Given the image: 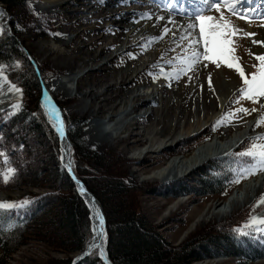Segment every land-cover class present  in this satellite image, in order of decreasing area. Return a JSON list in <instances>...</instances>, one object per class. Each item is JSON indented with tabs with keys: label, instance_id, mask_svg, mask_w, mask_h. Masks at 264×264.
<instances>
[{
	"label": "rangeland",
	"instance_id": "rangeland-1",
	"mask_svg": "<svg viewBox=\"0 0 264 264\" xmlns=\"http://www.w3.org/2000/svg\"><path fill=\"white\" fill-rule=\"evenodd\" d=\"M37 1L39 0L30 1L33 11L31 15L25 8L18 13H13V15L0 3V37L4 34V36L16 41L19 50L27 55L32 67L37 72L42 86L40 108L49 124L53 127L43 107L44 86H50L49 82L56 78H61L70 73H79L80 80L75 87L74 94L68 96L60 93L55 94L54 100L57 108L62 113V117L81 121V140L88 151L97 154L104 153L112 158L111 161L117 160L116 170L125 172L127 179L141 190L139 199L142 212L174 247L181 246L203 231L217 229L218 226L234 219L233 217L237 214L244 218L235 228L237 237L242 242L247 241L248 245L264 247V226L260 228L254 226L252 222L255 217H264V193L257 198L255 197L249 205L240 204L235 212L227 216L211 214V209L214 206H219L218 210H220L222 209L221 206L234 195L237 197L242 194L240 190L245 184L242 181L244 178H251L264 169V44L257 47H252V43L250 44L252 39L255 40L259 36H264V16L253 13L251 18H243L245 22H241V16L235 19L230 17L231 14L227 15L222 11H215L206 16L203 21L196 22L197 28L200 29V36L196 39V45L189 46L190 36L182 35L179 39L174 40L171 48L170 41L173 38L171 39L168 35L160 43L153 38H148L144 42L137 41L134 43V40L127 47V44L122 45L121 43L123 37L121 30L124 26L121 19L115 17L102 19V17L105 15L112 17L113 14L116 15L129 10V13L134 14L132 15L133 22H141L146 18L138 15V12L142 10V2L138 3L139 0H123L124 4L122 0H119L121 5L109 8L102 15L94 14L93 11L100 9L99 5L101 4H108L110 0L76 1L71 4H64L54 15L38 14L35 5ZM166 6L167 8L172 7V3L163 2V7ZM207 13L209 14L210 11ZM92 29L101 31L97 34L87 32ZM80 33L83 36L81 39H77V35ZM254 33L255 36L251 37ZM61 36L70 38L72 45L56 44L55 41ZM98 39L100 41L92 50L82 49L84 45ZM111 44L114 46L108 48L107 52L101 55L100 52ZM152 44H155L160 53L156 63L146 66L135 65L134 63L138 59L145 56ZM194 48L199 49L197 55H194ZM89 54L99 58L93 62H88ZM19 67L20 63L18 62L14 63L12 67L0 64V114L13 117L23 111V92L21 88L7 78V74ZM92 68L98 71L87 74ZM123 74H125L124 77ZM121 78L124 80L127 78V81L125 80L127 86L122 89L125 94L138 88H150L151 90L157 85L166 90L165 94L168 97L172 95V88L178 86L183 88L185 93L181 94V97L186 98L187 104L184 105V109L190 113L189 119L179 117L177 105H175L173 110H169L170 116L164 117L165 120L160 125H155L162 119L160 106H149L152 107V111L149 112V109L145 107L148 105H145L123 122V124H133L125 130L117 131L115 134L116 141L114 140L110 144L104 143L101 140L102 131H94L92 127V115H95L99 125L108 121L110 116L108 110L115 103L108 104L106 110L101 114H98V111L102 101L113 98L115 95L109 92L106 96L96 98L95 92H103L110 84L120 83ZM3 80H7L19 90L20 103L17 102L14 94L7 91ZM224 81L231 82V84L234 82L235 89L225 108L220 111L216 101L220 88L223 90L226 88ZM199 96L200 98L204 97V100L201 102L200 99L199 103L205 104L203 106L206 109L205 113H211V116L216 111L219 113L213 119L208 118L204 126L195 131L193 111L190 112L189 110L193 105L192 99L194 100ZM138 116H145L143 124H135L138 122L136 120ZM177 118V121L174 120ZM174 121L179 127L185 125L186 128L190 127V134L184 131L178 135H171L172 131L176 133L173 128ZM248 125L254 126L240 149L234 150L224 157L213 159L198 168L191 176L168 184L157 179H149L148 176L151 173L165 166L169 160L177 156L178 153L176 154L175 151H185L183 155H189L200 145L215 139V136L219 139H225ZM223 127L229 129H223ZM25 128L29 129L30 127ZM207 128L211 131L214 130L216 135L214 137L208 135L209 137L203 143L193 147L191 144H187L179 146L178 149L177 147L173 148L179 143L178 141L189 137L194 138L197 133L207 131L205 130ZM153 129L164 134H162V141L154 147V150L157 149L161 153H158V156H146L145 148L147 147H142V145H147L149 138L154 137L152 132L155 131ZM23 139L25 138L23 137ZM170 139L172 147L167 148L164 142ZM25 141L28 153L23 159L25 162H29L30 166H34V172L28 173L25 184L17 185L18 187L15 186V189H0L1 206L21 204L24 200L41 195H54V191L51 189L53 185L48 180L37 179L40 173H45L44 177L49 178L44 171L52 170V165L48 160L50 155H47L49 153L46 149V143H42L35 135L29 136L28 134ZM72 145L74 146L73 142H71ZM73 146L71 147L72 153ZM71 158L75 168L74 159ZM143 161L145 164H142ZM47 162L49 165L44 166ZM11 174H13V169H5L1 172V177L5 181ZM103 175L104 173H102ZM104 176L108 177L109 174L105 173ZM262 176L264 175H259L251 181ZM222 182H225L223 186L221 185ZM209 184H214L215 189L209 190ZM176 187H186L189 192L179 197H173L171 192ZM220 188H223L224 192L213 193L216 190L219 191ZM61 189L58 186V190ZM49 220L47 227L42 230V234L37 233V236L31 239L29 237L28 241L19 247L10 258L2 259L0 257L3 264H47L53 258H63L64 253H61L59 249H54L59 248L60 245L57 243L58 235L55 233L54 224L50 223ZM34 234L36 232L31 235ZM214 253V251L211 252V254ZM80 254L81 252L72 255L73 260ZM96 255L98 256V254ZM193 264H264V257L248 263L230 257H211Z\"/></svg>",
	"mask_w": 264,
	"mask_h": 264
},
{
	"label": "trees",
	"instance_id": "trees-1",
	"mask_svg": "<svg viewBox=\"0 0 264 264\" xmlns=\"http://www.w3.org/2000/svg\"><path fill=\"white\" fill-rule=\"evenodd\" d=\"M30 1L0 0V3L12 14L25 8L31 15L33 11ZM16 62L20 63V67L7 74V78L21 88L24 108L13 117L0 114V189H15L17 185L27 182L28 173L34 172V166L23 159L28 153L25 143L28 134L35 135L42 143H46L52 170L44 171L49 178L44 177L45 173H40L37 179L48 180L53 185L51 189L54 195L29 198L13 206L0 205V257L10 258L29 237L31 239L37 233L42 234L50 219L60 245L54 249H59L65 256L53 258L47 264H73L72 255L82 252L91 240L90 212L61 163L59 136L40 108L42 86L38 74L27 55L19 50L16 41L3 34L0 37V64L12 67ZM63 120L74 144L72 157L75 174L103 209L107 227V250L113 264H193L211 257H230L248 263L264 257V247L248 245L247 241L242 242L237 237L235 228L244 219L239 214L217 229L203 231L181 246L174 247L142 212L139 199L141 190L127 179L125 172L116 170L117 160L111 161L112 158L104 153L88 151L81 140V121L65 117ZM213 134L214 130L207 129L203 134L185 140L182 145L191 144L193 147ZM9 168L13 169V174L4 181L1 172ZM102 173H108L109 176H102ZM224 184L225 182L221 183L222 186ZM58 186L62 189L58 190ZM215 187L214 184H209L208 188L210 190ZM223 188L213 193H222ZM188 192L186 187H176L171 193L173 197H179ZM35 232L36 234L31 235ZM212 251L215 253L211 254ZM0 264H3V260H0ZM80 264L104 262L93 254Z\"/></svg>",
	"mask_w": 264,
	"mask_h": 264
},
{
	"label": "bare ground",
	"instance_id": "bare-ground-1",
	"mask_svg": "<svg viewBox=\"0 0 264 264\" xmlns=\"http://www.w3.org/2000/svg\"><path fill=\"white\" fill-rule=\"evenodd\" d=\"M76 1H90V0H39V1H37V3L35 5H36V9H37L38 14H40V15H54V14L58 13V11L62 5L71 4V3H74ZM163 1H165V0H163ZM217 1H219V0H212V2H214V3ZM249 1H251L250 2L251 4H249ZM139 2H142V4H141L142 10L140 12H138V15H142L143 17L145 16V18H146L145 20H143L141 22L140 21L133 22L132 15H134V14L129 13L128 12L129 10L123 11V12L118 13L116 15L113 14L112 17H111V15H105L104 17H102V19H105V18L113 19L114 17L116 19H118V18L121 19V22L124 25V26H122L123 29L121 30L122 31L121 35L123 36L121 39V43H122V45L127 44L126 45L127 47L134 40H135L134 43H136L137 41L138 42L139 41L144 42L148 38H151V39L153 38L154 40H156V42L158 41V43H160L168 35H170L171 39L173 38V40L170 41V47L171 48L173 47L172 44L174 43V40L179 39L180 36H182V35H189L190 36V45L189 46L196 45L197 44L196 39L198 36H200V31H199L200 29L197 28L196 22L197 21H200V22L203 21V19L206 16L211 15L215 11H222V12L226 13L227 15H228V12H233L237 15L242 14L245 17H250L253 9L245 10V7H247V4H248V7L255 6L254 7L255 11L264 14V0H222L221 5L216 6V7H213L212 4L210 6L205 5L203 0H172L173 7L171 9L166 8L165 10L163 9V6H161V3L158 2V0H146V1L145 0H139L138 3ZM122 3H123V0H122ZM122 3L119 0H110L108 4L99 5L100 9L94 10L93 13L102 15L109 8L119 6ZM148 6L151 8H149ZM181 6H183V7L180 8ZM256 6H257V9H256ZM143 9H145V10L143 11ZM187 9H189L188 11H191V15H188L189 13H187L188 12ZM199 10L200 11L202 10V11L200 12ZM209 10H210V13L208 14L207 12H209ZM197 15H202V17L198 20L193 19ZM230 17L237 19V17H235V16H230ZM116 19H114V20H116ZM99 20H98V22H101ZM240 21L245 22L243 19H241ZM118 22H119V20H118ZM100 31H97V30L94 31L92 29V30H88L87 32L97 34V33H100ZM253 35L255 36V33L252 34L251 37ZM82 36H83L82 33L78 34L77 39H81ZM99 41H100V39H98V40H96L90 44L84 45V47L82 49L90 51L96 46V44H98ZM55 43L56 44L60 43V44H62V46H69V45H72V40L68 37L61 36L60 38H58V40L55 41ZM251 43H252V47H257L259 45H263L264 44V36L263 35H262V37L259 36V38L257 37L255 40L252 39L250 41V44ZM117 45H119V44H117ZM112 46H114V44H111L107 48H104L100 52V54L101 55L104 54L105 52H107V49L112 47ZM193 51H194V55H197L199 53L198 48H194ZM159 55H160V53H159L157 47H155V44L154 45L152 44V47L149 48L147 53H145V56L143 58L141 57L136 62L134 61L135 62L134 64L138 65V66L139 65H145V66L146 65H152L155 61H157L156 59L158 58ZM87 58H88L87 59L88 62H93V61L97 60L99 57L95 56V55L93 56L92 54H89ZM96 71H98V70L92 68L87 74H93ZM86 75H84V76H86ZM124 75L125 74H123V77H124ZM121 79L122 80L120 83L117 82V83L110 84L109 87L105 91L95 92V94L97 96L96 98H99L100 96H106V94L108 95L109 92H111L115 95V97H113V98H110V99L107 98L106 100L102 101L101 102L102 105L98 111V114H101L102 112H104V110H106L105 108L108 106V104L115 103V105L112 106L108 110V111H110V113H108V114H110L108 121H104L102 124L99 125L96 122L95 115H92V118H93L92 127H93L94 131H98V132L102 131L103 136H102L101 140L104 143H109V144L112 143L116 139L115 134L117 131H121L123 129L125 130L126 128H129V126H131L133 123H124L123 124V122L125 120H127L129 117H131V115H133L135 112H137V110L140 107L145 106V105H148L145 107L160 106L159 110L162 111V115H161L162 119L159 122L155 123V125H160L162 123V121L165 120L164 117L170 116L169 110H171V109L173 110L175 108V105H177V113H178L179 117L182 116L181 117L182 119H187V120L189 119L190 113L187 112L188 110L185 111V109H184V105L187 104L186 98L183 99L181 97V94L183 95L185 93L183 88H181L179 86L172 88L171 89L172 95H170L168 97L165 94L166 90L161 88V86H157V85L155 87H153V89H151V90H150V88H147V89L146 88H138L137 90H131L127 94H125V93H123L122 89L124 86H127V82H126L127 78L125 79L126 81L124 80V78H121ZM79 80H80L79 73L78 74L70 73V74L65 75L61 78H56L55 80H52L51 82H49L50 86H48V85L44 86L45 91H44L43 98H42L43 107L45 109L47 117H48L50 123L53 125V127H55L58 130L60 137H61L62 161L64 162V164L67 165V167H69L71 170H73L74 173H75V168L73 167L72 158H71L72 157L71 156V154H72L71 147L73 145L71 146V142H70L69 135H68L66 127H65V122L63 120L62 113L57 108L54 97H55V94H59V93L64 95V96L74 94L75 87H77L76 85H78ZM224 82L226 84V88L224 90L220 88V92L218 93L217 101H216L220 111H222L225 108V106L227 105V103L229 101L231 94L233 93V91L235 89L234 82H232V84H231V82H226V81H224ZM3 84L5 85V88L7 89V91L10 92V94H14L17 98L16 99L17 102L20 103L19 90H17L13 85L8 83L7 80H3ZM225 84H223V85H225ZM167 85H170V84H167ZM85 95H87V94H85ZM194 97H195V95H194ZM117 100H118V102H117ZM194 100L192 99L193 105L190 107L189 111L190 112L193 111L192 116L194 117V123H195L194 127H195V131H197L204 126L205 121H208L207 120L208 118H212V119L215 118L219 112L216 111V113L212 114V116H211V113H205L206 109H204V107H203L205 104L202 105V103H199V100L201 102L204 100L203 96H202V98H200V96H199L198 98H196ZM214 112H215V110H214ZM178 118L174 119V120L177 121ZM144 119H145V116L136 117V120H138V122H136L135 124L136 125H140L141 123L143 124ZM182 119H181V121H182ZM176 121L173 122V128H174V131L176 133H174L172 131L171 135H174V134L178 135L180 133H184V131L187 132V134H190V127L186 128V125L184 127H182V126L179 127ZM186 124L189 125L188 123H186ZM253 126L254 125H248V126L242 128L240 131L234 132L232 135L226 137L225 139L215 138L211 141H208V142L200 145L199 147H197L189 155H183L184 153H182L180 151L179 152L176 151V154L177 153L178 154H177V156H175L174 159L169 160V162H167L165 164V166H162L159 169H156L148 177H149V179H157L159 181H162L164 184H168V183H173L172 181H178L180 179L191 176L198 168L202 167L203 165L207 164L208 162L212 161L213 159L226 156L231 151H233L235 148L239 147L243 143V141H245L248 138V135H250ZM191 129H193L192 126H191ZM207 129H205V130H207ZM153 130L155 131V132H152V134H154V137L151 136V138H149L147 145L146 144L142 145V147H147V148H145L146 149V151H145L146 156H148V155H153V156L157 155L158 156V153H159V151L157 149L154 150V147L157 143L162 141L161 139L163 137L162 136L163 133L162 132L161 133L156 132L155 129H153ZM201 133H203V131L197 133V135H199ZM179 137H180V135H179ZM139 138H141V137L139 136ZM165 138H166V136H165ZM190 138L191 137H189L187 139H190ZM187 139H185V140H187ZM136 140H138V139H136ZM185 140L183 139V140L178 141L179 143L177 145H175L173 148L178 147L179 145H182L185 142ZM143 142H145V141H143ZM164 144L166 145L167 148L172 147L171 139L164 142ZM166 150H168V149H166ZM142 154H144V153H142ZM146 156H145V158H146ZM154 158H157V157H154ZM143 163H144V161L142 162V164ZM76 189L78 191H81L80 189H82L80 184H78V181L76 182ZM240 191L242 192V194L240 196H237V197H235V195H234L231 199H229L228 202L224 203V205L221 206L222 209L218 210L219 206H217V205L214 206L213 209H211L212 212L210 211L211 214L214 216L215 215L227 216L228 214H230V213L232 214L233 212H235L237 207L240 204H243V205L251 204L255 197L257 198V196L264 193V176L259 177L254 181L246 182ZM85 196H86L87 202L89 204L88 208H89L90 219H91V240H90L89 244L87 245V247L77 257L81 256L82 254H87L88 256H90L94 253L98 254V257L99 256L106 257L107 227H106V221H105L104 214H103V212H101L99 204L94 199L95 197L88 194L87 192L85 193ZM263 214H264V212H263ZM233 215H235V214H233ZM252 222H253L254 226H258L261 228V226H264V217L263 216H261L260 218L255 217V218H253Z\"/></svg>",
	"mask_w": 264,
	"mask_h": 264
},
{
	"label": "water",
	"instance_id": "water-1",
	"mask_svg": "<svg viewBox=\"0 0 264 264\" xmlns=\"http://www.w3.org/2000/svg\"><path fill=\"white\" fill-rule=\"evenodd\" d=\"M54 129H55V131L57 132V134H58L59 137H60V134H59L58 130H57L55 127H54ZM60 141H61V137H60ZM61 160H62V159H61ZM62 164H63L64 168L67 170V172H68V174L70 175L71 179L73 180L75 186H76V182H77V181H78V184H80V186H81L82 189H80L81 191H79V192H81V194H82L84 200L86 201V203H87V205H88V207H89V204H88V202H87V199H86L85 193L87 192L88 194H90V195H92V196H93V194H91V192H89V190L85 187V185L83 184V182H82V181H81V180L75 175V173L73 172V170H71L69 167H67V165L64 164L63 161H62ZM93 197H94V196H93ZM94 199H95L96 202L99 204V202L97 201V199H96V198H94ZM99 206H100L101 212H103V210H102L100 204H99ZM106 250H107V248H106ZM87 257H88L87 254H82L81 256H79V257H77V258H75V259L73 260V264H80V263H82ZM99 257L103 260L104 264H113L112 261H111L110 258H109L108 250L106 251V257H103V256H99Z\"/></svg>",
	"mask_w": 264,
	"mask_h": 264
}]
</instances>
